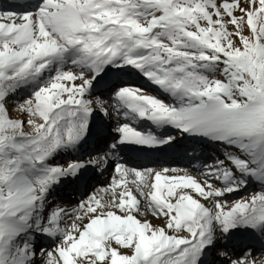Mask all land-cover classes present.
Returning <instances> with one entry per match:
<instances>
[{"label":"snow or ice","instance_id":"snow-or-ice-1","mask_svg":"<svg viewBox=\"0 0 264 264\" xmlns=\"http://www.w3.org/2000/svg\"><path fill=\"white\" fill-rule=\"evenodd\" d=\"M207 144L219 154L195 175L122 155L183 146L199 159ZM109 169L71 206L52 198ZM253 182L260 191L228 199ZM254 240L264 244V0L0 6V264H264Z\"/></svg>","mask_w":264,"mask_h":264},{"label":"bare ground","instance_id":"bare-ground-1","mask_svg":"<svg viewBox=\"0 0 264 264\" xmlns=\"http://www.w3.org/2000/svg\"><path fill=\"white\" fill-rule=\"evenodd\" d=\"M17 0H11L10 2H16ZM23 2V0H21V3ZM8 4H10V3H8ZM8 4H5V3H2V2H0V6H3V7H6ZM114 75H116V74H112L111 75V77H113ZM110 77V78H111ZM116 78L114 79V80H116V79H123V80H125V81H130V82H133V83H136V84H139V85H145V86H147L148 84H147V82L146 81H144L143 79H139V77H137L136 75H128V74H124V75H120V76H115ZM98 91H100V90H98ZM207 147L208 148H210L211 149V151H213V152H215L216 151V149H215V146H212V145H210V144H207ZM210 157V154H207L206 155V159L207 158H209ZM76 158H78L75 154H72V155H69V154H66V153H62V154H60V155H58L57 157H56V160L59 162V163H65L67 160H69V159H76ZM175 162H177V163H180V165H178V166H174V165H172V167H179V166H185V167H182V168H187L186 167V165L187 164H184V162L181 160V159H175V160H173L172 158H170V157H168V158H166L165 160H162V161H160V160H155V161H153L152 163H146V164H143V163H141V162H138V161H128V163H130V164H132L133 166H149V167H151L150 166V164H154V166L153 167H156V168H158V167H161L162 165H165L166 163H175ZM196 164H201V162L200 161H197V162H195L194 164H192V166L193 165H196ZM189 169V168H188ZM190 170V169H189ZM194 170L195 171H197L195 168H194ZM109 171V170H108ZM107 171V172H108ZM257 184V183H256ZM67 185H69L68 183H65V184H63V185H61V186H59L57 189H56V191H55V193H54V195H58V194H60L59 192H61L62 191V193L63 194H66L67 195V193L65 192L66 191V186ZM255 184H254V182L253 183H250L249 184V186L247 187V188H249V187H251V186H254ZM89 188H92V185H86V186H84L83 187V189H82V196H83V194H84V192L85 191H87L88 192V190H89ZM249 193V191L247 190V189H244V190H242L241 192H239V193ZM239 193H233V194H231L229 197V200H235V199H238V198H240L241 196H237ZM253 192H250L249 194H252ZM76 195H74V194H72V195H67L66 197H74L75 199H77L76 197H78L79 195L77 194V193H75ZM81 196V197H82ZM237 196V197H236ZM65 196L63 197L64 199L66 198ZM80 197V198H81ZM150 216V221L154 224V225H160V224H162L163 223V221L161 220V219H157V218H154V217H152L151 215H149ZM259 248V247H258ZM258 248H254L253 249V251H254V253H255V255L257 256L258 255V252H260V251H255L256 249H258ZM257 258L258 259H260V260H262V256H257ZM209 259H211V257H209Z\"/></svg>","mask_w":264,"mask_h":264},{"label":"rangeland","instance_id":"rangeland-1","mask_svg":"<svg viewBox=\"0 0 264 264\" xmlns=\"http://www.w3.org/2000/svg\"><path fill=\"white\" fill-rule=\"evenodd\" d=\"M149 88H152L151 86L149 87ZM210 154H215V153H213V152H209ZM219 154V153H218ZM217 154V155H218ZM211 157V156H210ZM208 160H210V159H208ZM194 175L195 174H197V172H193V171H191ZM109 179H110V176H111V169H109ZM105 182H106V179H105ZM255 185L254 186H251V187H249V188H247V190L249 191V193L250 192H253V193H255V192H257V191H260V186H259V184H256V183H254ZM87 185H90V183H87ZM72 186H73V184H72ZM100 186H102V184H99V185H96V186H94V185H92V188H89V190H88V192H91L92 190H94V188H98V187H100ZM66 193H67V195H72V194H74V195H76L75 194V192L74 191H65ZM60 194H56V195H54L53 194V199L55 200V201H58V202H60V203H66L68 206H71V202H75V201H78L79 199H80V197H77V199H75L74 197H66L67 195L66 194H63L62 193V191L61 192H59ZM249 193L247 192V193H239L237 196H245V195H249ZM66 197L65 199L63 198V197ZM236 196V197H237ZM230 197H228V199H229ZM239 199V198H238ZM147 219L148 220H150V216L148 215V217H147ZM47 241H45V246H47ZM262 256L263 258H262V260H264V255H262V254H258L257 256Z\"/></svg>","mask_w":264,"mask_h":264}]
</instances>
